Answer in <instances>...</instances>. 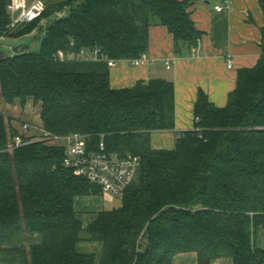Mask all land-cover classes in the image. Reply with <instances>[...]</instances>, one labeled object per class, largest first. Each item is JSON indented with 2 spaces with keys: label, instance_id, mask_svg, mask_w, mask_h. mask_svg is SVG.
Returning <instances> with one entry per match:
<instances>
[{
  "label": "trees",
  "instance_id": "16d2710c",
  "mask_svg": "<svg viewBox=\"0 0 264 264\" xmlns=\"http://www.w3.org/2000/svg\"><path fill=\"white\" fill-rule=\"evenodd\" d=\"M193 2L50 0L40 17L16 28L10 0H0V37L31 33L57 15L40 51L22 49L0 62V97L23 107L32 98L55 135L80 132L94 149L103 141L109 152L141 156L121 206L84 225L75 198L100 194L101 186L63 164V146H15L19 130L0 112V263L178 264L176 255L196 253L194 264H264L257 241L264 226V26L257 64L238 70L223 107L199 90L196 129L180 133L173 149L153 148L150 135L175 127L174 81L113 88L106 60L68 56L85 47L110 59L139 57L152 25L168 28L176 54L197 47ZM25 234L39 241H19Z\"/></svg>",
  "mask_w": 264,
  "mask_h": 264
},
{
  "label": "crops",
  "instance_id": "0c3cea01",
  "mask_svg": "<svg viewBox=\"0 0 264 264\" xmlns=\"http://www.w3.org/2000/svg\"><path fill=\"white\" fill-rule=\"evenodd\" d=\"M216 6L223 8L218 10ZM190 14L202 31L197 47L184 46L176 54L173 36L168 28L152 25L149 29L147 60L139 65L120 60L110 67L113 88L130 87L140 80L148 81L151 78L174 81L175 127L152 131L151 145L156 149H173L180 133L196 129L194 107L200 89L208 94L214 105L225 106L230 92L236 87L238 70L255 66L262 54L264 12L260 0H194ZM167 61L171 63L170 68L165 65ZM230 61L231 67L228 65ZM3 104H6L5 108L13 107L12 116L32 124L31 133L38 132L37 127L43 126L39 104L34 112V103H28L23 108L18 102L8 104L0 97V106L3 107ZM0 112L5 114L2 110ZM16 127L20 128V124ZM121 204L107 192L76 196L74 201L84 225L94 220L100 211L111 210ZM20 240L26 243L39 241V236L25 234ZM257 241L264 248L258 236ZM196 258V253H181L176 255L175 261L178 264H194Z\"/></svg>",
  "mask_w": 264,
  "mask_h": 264
},
{
  "label": "built area",
  "instance_id": "2783aa9c",
  "mask_svg": "<svg viewBox=\"0 0 264 264\" xmlns=\"http://www.w3.org/2000/svg\"><path fill=\"white\" fill-rule=\"evenodd\" d=\"M49 2L50 0H10L7 9L12 17L11 26L36 20L46 10ZM216 8L221 10L223 7L216 6ZM17 11L18 14L15 16ZM58 14L62 13L58 12ZM59 56L64 58L65 54L60 51ZM68 56L82 60H106L110 67L120 61L102 56L99 48L82 47L78 51L68 53ZM146 60L147 55L143 53L127 61L132 65H139ZM165 65L167 68L171 67L168 61ZM228 65L231 67L232 62L230 61ZM18 130L19 133L14 137L15 146L40 140L63 146L65 149L63 164L66 167L71 168L75 174L101 186L103 192L110 193L119 199L135 179L141 163V156L138 154L130 152L118 154L107 151L103 141H100L99 148L94 149L89 143L88 136L80 132H72L63 136L55 135L41 126L37 127L38 132L31 133L32 124L27 121L22 122Z\"/></svg>",
  "mask_w": 264,
  "mask_h": 264
},
{
  "label": "rangeland",
  "instance_id": "374dc122",
  "mask_svg": "<svg viewBox=\"0 0 264 264\" xmlns=\"http://www.w3.org/2000/svg\"><path fill=\"white\" fill-rule=\"evenodd\" d=\"M56 18H57V15H52L48 20H45L42 24H40L36 28V30L32 31L31 33L22 34V35L17 36V37H0V49L5 50V51H7L10 54H13L16 51H19V50H22V49L31 50V51H40L41 46H42L41 40H42V37L45 35V29H46L47 25L49 23H51L53 20H55ZM21 24H23V23L18 24L16 26V28L20 27ZM18 103H20V102H18ZM28 103H34L35 104L34 107L31 105L33 107V109H34L33 110V112H34L36 110L35 108H36L37 104L35 103V101L32 98H30V100H28L26 106L28 105ZM5 105L6 104H3V107L0 106V108H2L0 110L5 112L4 115L7 118H11L13 120L12 123H13V125L15 127H16V125H19V124L21 126V123L24 122V120H21L19 118H15L14 116H12L11 113L14 112L13 107L11 108V106H7L6 107L7 109H6ZM25 107H23V108H25ZM15 120L17 122H14ZM18 129L19 128H17V130ZM109 195H110V193H109ZM111 196L114 199H117L119 202H121V199L116 198L112 194H111ZM257 236H258L259 242H261L260 244L264 245V226H260L258 228ZM19 241H21L20 238H19Z\"/></svg>",
  "mask_w": 264,
  "mask_h": 264
},
{
  "label": "water",
  "instance_id": "95a60500",
  "mask_svg": "<svg viewBox=\"0 0 264 264\" xmlns=\"http://www.w3.org/2000/svg\"><path fill=\"white\" fill-rule=\"evenodd\" d=\"M18 14V11L15 13V16ZM11 56L10 53H8L5 50L0 49V62L6 60L7 58H9Z\"/></svg>",
  "mask_w": 264,
  "mask_h": 264
}]
</instances>
